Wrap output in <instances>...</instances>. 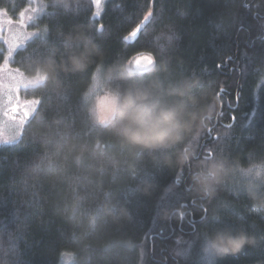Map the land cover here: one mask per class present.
I'll return each instance as SVG.
<instances>
[{"label": "trees", "instance_id": "trees-1", "mask_svg": "<svg viewBox=\"0 0 264 264\" xmlns=\"http://www.w3.org/2000/svg\"><path fill=\"white\" fill-rule=\"evenodd\" d=\"M43 2L29 24L41 32L13 52V66L23 71L22 57L45 32L48 44L59 46L52 33L78 25L90 27L100 55L83 72L61 74L63 96L24 89L36 108L20 138L0 145V237H19L18 264H200L202 233L225 227L244 230L257 244L214 264H264V212L241 188L253 169L264 172V0H105L97 16L94 0H69L76 10L67 12ZM28 4L0 0L13 17ZM161 31L174 33L164 53L170 75L198 78L197 92L215 98L214 118L194 142L195 159L215 154L239 169L211 200L191 190L188 167L145 157L132 169L100 173L92 157L76 156L106 136L87 119L82 99L94 71L141 55L152 63V37ZM41 113L60 124L38 125ZM106 150L117 153L118 145L109 142ZM258 182L264 189V176ZM112 205L128 213L119 224L106 213Z\"/></svg>", "mask_w": 264, "mask_h": 264}, {"label": "clouds", "instance_id": "clouds-1", "mask_svg": "<svg viewBox=\"0 0 264 264\" xmlns=\"http://www.w3.org/2000/svg\"><path fill=\"white\" fill-rule=\"evenodd\" d=\"M78 3L79 0H73V4ZM51 5L65 12L76 10L69 0H51ZM47 35L45 32L44 40L22 57L24 81L32 90L45 89L63 96L66 89L62 86L61 74L85 71L93 64L94 57L100 55L99 45L90 27L84 25L67 32L56 29L52 35L60 41L59 46L49 45ZM173 39L174 33L170 31H161L152 37L158 54L153 55L146 72L120 61L94 71L96 87H90L82 94V99L87 119L106 136L90 146H81L76 156L92 157L100 173L117 170L122 165L132 169L145 157L158 158L162 166L170 169L188 167L191 190L202 199L211 200L239 169L226 157L215 154L195 159L194 142L209 127L216 103L210 92H197L198 78L170 75L164 53ZM35 119L44 128L60 124L55 118L49 124L42 113ZM109 142L118 145L117 153L106 150ZM72 147L69 145L70 149ZM121 154L124 159L120 158ZM157 154L163 155L158 157ZM251 176L252 179L245 178L242 191L254 208L264 212V189L258 182L264 172L258 175L253 169ZM106 213L117 224L128 216L126 209L119 205L108 206ZM256 244V238L244 230L225 227L206 231L202 233L199 246L201 264H214L219 257L237 254L245 246ZM19 255L18 236L0 237V264H18Z\"/></svg>", "mask_w": 264, "mask_h": 264}, {"label": "rangeland", "instance_id": "rangeland-1", "mask_svg": "<svg viewBox=\"0 0 264 264\" xmlns=\"http://www.w3.org/2000/svg\"><path fill=\"white\" fill-rule=\"evenodd\" d=\"M105 0H94V15L103 10ZM45 9L43 0H29L17 17L0 8V145L16 142L27 119L34 112L37 98L25 97L24 72L11 64V55L41 30L30 26L33 18ZM137 70L151 64L147 56H138L128 61ZM102 70V69H100ZM92 87L96 85L92 81ZM201 264V260H200Z\"/></svg>", "mask_w": 264, "mask_h": 264}]
</instances>
